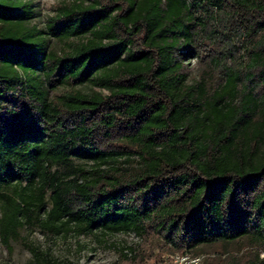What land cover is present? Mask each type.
I'll return each mask as SVG.
<instances>
[{"label": "trees", "instance_id": "obj_1", "mask_svg": "<svg viewBox=\"0 0 264 264\" xmlns=\"http://www.w3.org/2000/svg\"><path fill=\"white\" fill-rule=\"evenodd\" d=\"M32 16L0 0L5 251L60 264L20 232L133 233L175 255L235 247L199 264H264V0H75L44 30Z\"/></svg>", "mask_w": 264, "mask_h": 264}, {"label": "rangeland", "instance_id": "obj_2", "mask_svg": "<svg viewBox=\"0 0 264 264\" xmlns=\"http://www.w3.org/2000/svg\"><path fill=\"white\" fill-rule=\"evenodd\" d=\"M28 2L33 16L29 21L30 26H35L40 30L45 29L47 20L55 14V10L62 6L67 5L75 0H24ZM79 1V0H77ZM189 1V0H188ZM61 45L54 40H49L46 44V51L54 49L59 50ZM184 47H179V52L176 55L180 59V51ZM187 81L189 84L196 82L200 76L201 65L196 59L185 60ZM76 89L81 90L83 93H100L106 95V91H101L91 85H83ZM65 88H59L51 95H59L64 92ZM78 164H85L79 163ZM20 237L25 239L26 243L39 247L40 250H47L53 258L58 260L60 264H131L124 261L121 257V252H126V248H132L136 253L143 255V259L137 264H158L163 261H168L169 258L176 253L170 251L160 250L152 237L145 239L138 238L133 233L116 234L102 238L101 236H78L72 235L66 238L58 237L50 240H45L42 234L34 229L31 232L21 231ZM11 254L9 255L3 248L0 242V264H35L29 251L25 248L23 241L11 243ZM123 248V250H122ZM218 253H236L234 246L221 247L218 245L210 247H201L197 249L196 253L202 257H213Z\"/></svg>", "mask_w": 264, "mask_h": 264}, {"label": "built area", "instance_id": "obj_3", "mask_svg": "<svg viewBox=\"0 0 264 264\" xmlns=\"http://www.w3.org/2000/svg\"><path fill=\"white\" fill-rule=\"evenodd\" d=\"M264 257V254H261ZM201 262V257L199 256H188V255H173L168 261H163L158 264H199Z\"/></svg>", "mask_w": 264, "mask_h": 264}]
</instances>
